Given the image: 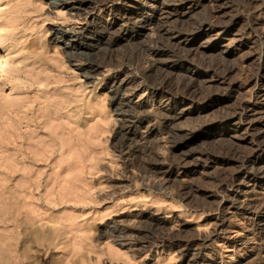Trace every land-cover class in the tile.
Masks as SVG:
<instances>
[{
  "label": "rangeland",
  "instance_id": "374dc122",
  "mask_svg": "<svg viewBox=\"0 0 264 264\" xmlns=\"http://www.w3.org/2000/svg\"><path fill=\"white\" fill-rule=\"evenodd\" d=\"M127 1L126 6H116L115 9L134 12L136 1ZM164 1L163 7H166L172 0ZM216 1L199 0L189 10L190 12H186L182 17L186 26H191L190 28L197 26L207 19L209 12L220 8L224 12L225 17L222 18L225 22L236 18V11L231 3L235 0H224L225 4L223 6L218 4L219 7ZM64 5L72 6V8H65ZM99 6L92 4L91 0H0V32L3 33L5 40L2 47L9 49L8 63L12 68L19 70L18 78H20V80L14 79L11 76L15 74L11 70L3 69L0 53V207L3 208L0 211V264L5 262L6 264H181V259L176 252L168 251L169 249L160 245L151 244L153 248L150 247L144 253L138 254L136 250L129 248V245L134 243L143 246L152 243L155 235L148 231H143L140 234L141 237L136 235L138 238L135 236L134 240L113 239L111 230L115 223L127 221L128 218L139 213L144 219L149 218L166 224L175 223L173 225L175 228H171L172 226L170 228L176 232L181 230L183 237L209 235L214 230L211 216L206 212L194 210L183 197H178L175 190L181 185H195L197 194L201 198L205 196L204 198L211 200L214 194L205 184V180L216 177V174L221 172L225 176L231 173V170L221 169L214 162L206 161L205 163L203 160L199 162L197 170L189 168L187 170L189 172L186 173L172 168L169 171V177L171 181L176 182L177 186L170 187L172 190L168 189V192H164L156 185L146 186L141 182L136 169L137 162L134 167H125L124 159L120 158L118 139L121 134L127 133L125 120L131 113L119 114L116 111L117 100L113 98L108 88L114 82L117 85L120 81L129 80L131 77L138 78L139 75L132 69L105 67L97 63L110 54L114 56V60L117 56L124 54L132 56L131 53L137 45L146 41L149 31L147 29L137 31L124 25L123 21L107 17L102 12L107 8V3L102 8ZM142 18L146 22L151 21L156 27L164 22L163 18L159 16L155 18L147 12L142 15ZM256 18L252 19V21L255 19V23L264 21L262 17ZM120 26L127 31L119 34ZM93 29L96 30L92 31ZM68 30L75 33L76 37L72 39L61 34ZM134 33L138 36L131 42L128 37ZM213 36L211 34L198 43L199 51L227 56L228 64L237 68V73L229 77L224 84L216 79L209 80L196 76L198 81L205 79L206 81H203L205 86L208 85L215 92H222L223 88L238 83L240 70L254 71L261 60L264 63V58H257L259 57L258 46L251 41V38L237 39L229 44V39H233V35L225 34V38ZM213 41L216 46L212 45ZM241 41L248 44L243 46L244 42ZM247 58L251 60L247 65H242V61ZM160 59V64H169L172 61L171 55ZM91 67H94V71L90 69ZM237 87L239 91L246 93L245 90ZM255 90L258 91V89ZM259 91L264 92V89ZM130 106L135 107V101H131ZM160 106L161 109L167 110L163 104ZM249 106L257 111H264L263 104L250 102ZM136 108L139 111L144 110L140 104H137ZM187 110L189 109L185 111ZM144 111L147 112V110ZM172 113L179 114L178 111ZM199 117L198 112L191 109L174 123L172 140L176 145L173 147L184 148V152L197 151L201 148L204 138L181 135L182 132L188 134L195 130L203 122L201 118L203 116ZM24 119L28 120L27 123ZM134 127H137L135 128L137 131L140 130L138 124H134ZM16 128L22 136L17 144L14 143V138H17L18 134ZM12 130L15 132L12 133ZM27 130L29 134L25 132ZM30 131L34 137L38 136L36 131L40 133L39 136H42L41 141L34 138L38 142L32 139L31 143H41L43 139V143H46L45 148L41 145L43 149L41 155L44 156L40 157L44 158L43 162L41 159L39 163L26 162L29 164V166L25 165V169L29 170L30 184L26 183L25 193L27 196L30 195L21 197L23 200L26 199L25 201L21 198L18 200L22 206H26L20 205L22 209L19 206L18 209L27 211V216L32 217L33 221L27 219L31 220L30 223L26 221L27 225L31 224V226L29 225L30 230L27 229L25 232V224H23L25 220L23 217V219L18 218L23 225H20L18 221L20 226L16 229L20 232L16 233L13 229L9 231L11 232L9 234L8 230L12 226L7 222L9 213L4 211L9 212L7 210L9 209L7 203L10 201L9 192L11 195V191L16 187L19 189L18 186L21 183L19 181L18 185L17 180L13 181L20 178L19 174L13 180L10 177L9 159L13 151H9L21 145L20 142L26 143L27 138L33 137ZM24 134L29 137L23 136ZM205 139L216 143H214L215 146L212 144L208 146L212 149L230 144H234V147L239 146L243 151L245 149L242 148L250 147L248 141L244 143L230 129L211 134ZM9 143L11 146L8 145ZM48 144L53 145L52 149ZM31 155L32 158L35 157L34 154ZM191 162L198 161L193 159ZM30 166L33 169L29 168ZM255 166L263 168L264 158L257 161ZM30 169L35 170L30 171ZM38 180L40 182L36 185ZM242 190L240 182L232 190L233 197L237 198L239 203L246 204L255 200L264 205V188L258 186L247 195H244ZM232 213V210L227 211L228 219L223 231L212 238L208 247L214 252L218 251V255L230 256L225 264H264V252L259 250L256 244L262 241V236L264 239L263 233L257 234L248 242V246L256 247L255 251L230 252L220 247L223 242L234 238L243 240L248 227L257 223L259 229L264 230V212L256 220L257 222L252 221L250 213L244 216H235ZM3 216H6L7 221ZM32 226L34 229L31 230ZM23 231L27 235L23 236ZM14 233L17 234L18 239L14 237ZM47 234L50 236L48 237ZM210 263L208 259H203V264Z\"/></svg>",
  "mask_w": 264,
  "mask_h": 264
},
{
  "label": "bare ground",
  "instance_id": "6f19581e",
  "mask_svg": "<svg viewBox=\"0 0 264 264\" xmlns=\"http://www.w3.org/2000/svg\"><path fill=\"white\" fill-rule=\"evenodd\" d=\"M91 1L92 4H98L101 8L107 3V8L102 10L107 17L123 21L125 22L124 25L130 26L134 30L136 29L137 31H142L147 29V31H149L146 41L144 40V42L137 45L134 52L131 53L132 56L124 54L120 57L117 56L116 60H114V56H111L112 54H110L97 63L105 67L114 66L121 68L124 67L130 70L132 69L139 75L138 78L131 77L129 80L120 81L117 85L116 82H114L115 84L112 83V86L108 88V91H110L113 95V98L117 100L116 111L119 114H123L124 112L131 113L127 119L125 118V122L127 123L126 127L128 128L127 133H123L121 135L119 134L120 136L118 139L119 155L120 158L124 159L125 167H134L137 162L138 166H136V169L139 172L141 182L146 186L153 187V185H156L159 190L164 192L171 189L170 187L173 188V186H177L176 182L173 180L171 181L169 177V171L172 170V168L183 170V173H186L189 172L187 171L189 168L197 170L200 164L199 162L203 160L205 163H207L206 161L214 162V164L218 165L221 169L231 170V173L225 176L222 174L223 172H221L219 174L217 173L216 177H209L205 180V184L213 191L214 194L211 200H207L204 198L205 196L201 198V196L197 194V188L194 187V184V186L187 184L181 186L179 185L180 188H177L176 190L174 189L178 197H183L187 203L191 204L194 210L203 211V213L206 212L211 216L214 228L211 234L183 237L181 230L176 232L171 229L175 228L173 226L175 223L166 224L149 218L144 219L139 213L131 216V218H128V222L123 220L116 222L115 226H113V229L111 230L113 239L122 238L134 240L136 235L140 236L143 231H148L155 235L154 238L152 237V243L143 246L138 244L136 245L134 241V244L129 245V248L136 250V254L142 252L144 253V251L149 250L152 245H160L161 247L167 248V250L169 249L168 251L173 250L176 252L181 259V264H203V259L205 258L211 262L210 264H225V262H227L226 260L230 259V256L227 257V255H218V251L214 252V250H211L208 246L210 241H212V238H214L218 232L223 231V227H225L228 219L226 214L227 211L232 210V214L235 216H244L245 214L250 213L253 219L252 221L254 222L258 220L262 212H264V205L260 204L258 201L254 200L246 204L239 203L238 199L232 195L233 188L239 182L243 187L242 192L244 195L252 192L258 186L264 188V167L258 168L255 166L257 161L264 158V111L260 112L249 106L250 102L264 105V92L259 91L264 89V63L263 60H261V62L259 61V59L264 58V21L261 23H255V19L253 20L254 22L252 21L254 17L264 18V0H235L236 2H231L234 10L236 11L235 19L229 21L226 20L225 22L222 18L224 16V12L220 8L219 10L216 9L217 11L209 12L208 16H206L207 19L204 22L199 23L197 26L195 25V27L192 25L193 28H190L191 26H186L182 17H184L186 12L191 10L199 0H172L170 5L166 7H163L165 2L164 0H134L136 1V8L134 7L136 10L132 13H130L129 10L117 11L115 9L116 6H126L128 2L127 0ZM216 2V5L220 4L223 6V4H225L223 3L224 0H217ZM220 5H218V7ZM65 8L70 9L72 6H65ZM146 12L148 15L154 16L155 18L158 16L163 18L164 22L157 27L153 25L151 21L146 22L142 18V15ZM95 30L96 29H93L92 31ZM126 31V28L120 26L118 33L120 34ZM61 34L72 39L76 37L75 33L69 30L63 31ZM211 34L214 35L213 37L220 36L222 38L226 37L225 34L233 35V39L228 38L230 41L229 44L234 43L237 39L245 37L251 38V41L258 46L257 51L259 57L257 58H259L258 61L260 62L258 68L256 67V70L254 69V71H238V74L241 73L239 75L238 83L231 85V87L225 89L223 88L222 92H215L208 85L205 86V82H203L205 79H202L203 81H201V79L198 81L196 77L199 75L203 78H208L209 80L216 79L219 83L224 84L225 81L237 71L235 66L228 64L229 59L227 60V56L206 54L199 51L198 43ZM137 36L138 35L134 33L132 36L128 37V40H131V42L135 41ZM241 42H244L243 46L248 44L245 41ZM4 43V35L0 32V53L3 61V64L1 65L4 66L3 69L5 71L11 70L15 74L11 77L16 80H20V78H18L19 70L12 68V66L8 63L9 49L2 47ZM212 45L216 46V43L213 41ZM168 55H171V63L160 64V58ZM250 60L251 58L245 59L242 61V65H247ZM90 69L94 71V67H91ZM237 86L245 90L246 93L239 91ZM255 89H258V91ZM131 101H135V107L130 106ZM137 104H140L144 110H147V112L144 110V112L139 111L136 108ZM160 104H163L167 110L161 109ZM124 108H126V110H124ZM186 109H194L198 112L200 117L203 116L201 117L203 118V122L201 121L202 123H200L195 130L189 132L188 134L185 132H182L181 134L184 137L191 135L193 137L198 136L204 138L202 142L203 145L200 149H197V151L191 150L184 152V148L173 147L176 145L172 140L173 125L175 122L180 120L181 115H184L187 111H189H185ZM174 111H178L179 114L176 115L177 112L176 114H173L172 112ZM27 121L28 120H26V123ZM134 124H138L141 131H137L135 129L137 127L133 128ZM44 126L46 125L44 124ZM229 129L234 132L236 137H240L241 141L244 143L248 141L250 147L242 148L245 149V151L241 150L239 146L234 147V144L225 145V147H221L219 145L221 148L217 147V149L209 148V145L211 144L215 146V142H209L205 139V137H209V135L211 136V134H216L219 131H229ZM17 130L18 129L16 128V132H18ZM37 131L39 130L37 129ZM37 131L35 132L38 135L37 137H34L30 131V135L33 137L27 138L26 143L20 142L21 145L15 146V149L12 147V150L9 149V152L13 151L11 152V158L9 159L11 164H9L10 166L8 169V171H10V177H12L13 180L14 178H17L16 176L19 174L21 179H14L13 181L17 180L18 185L20 183L19 181H21V183L19 185L20 187L18 186L19 189H17V187L15 188V186H13L15 190L11 191L10 189L11 195L9 192L8 196L10 201L9 203L5 202V204H9V206L4 205L9 207V209H7L9 212L4 211L5 213H9V221L6 220V216L3 217H5V220L12 226L10 229L8 227V233L13 229L17 233L18 229L16 228L22 225L19 219L24 218L25 220V222H23V224H25V232L29 229L28 226H31V224L27 225L26 221H31L32 217L30 216L31 218H29L27 216V211H21L22 205L18 200H20L19 198L21 197H29L30 195L28 194L27 196L25 193V186H27L26 183L29 181V170H27V168L25 169L27 166L26 164L29 162L34 163V161L39 163L41 157L44 156L41 155L43 151L41 145L45 148L44 144L46 143H43L44 139L41 143H37V139L40 140V137H42L39 136L40 133ZM14 132L15 131L12 130V133ZM25 132L28 133V130ZM19 134V132L17 135L15 134L17 138L13 137L14 143L16 142V144L22 137L21 134ZM25 134L23 136H26ZM32 139L37 142L31 143ZM46 139L48 138L46 137ZM50 142L52 143V141ZM8 145L11 146L10 143ZM54 145H56V143ZM48 146L50 145L48 144ZM51 147H53V145H51L50 148ZM46 152L48 151L46 150ZM31 154H34L35 157L32 158ZM42 159L41 162H43ZM141 159L142 161L144 159V162H142ZM193 159L198 162H191ZM30 165L32 166V164ZM31 166L29 168L33 169ZM32 169H30V171L35 170ZM37 170L38 168L35 170L36 173ZM36 173L34 177L36 176ZM30 177L32 178V176ZM258 177L262 179H257ZM31 182L33 183V181ZM39 182L40 181L38 180L35 184L37 185ZM28 187L31 188L32 186ZM22 198L21 200H23ZM18 206L21 208L20 210L18 209ZM0 208L1 211L3 208ZM30 211L32 212V210ZM18 223L20 224L19 226ZM32 228L33 226L31 227V230ZM259 228L258 223L257 225H252L248 227V232L243 240L234 238L232 240H228L227 242H223L220 247L226 248L227 250H230V252H241L242 250L250 252L255 251L254 249H256V247L248 246V242L251 238L257 236V234L262 235L263 233L264 235V230ZM38 229L35 228V230ZM25 232L23 231V236L27 235ZM40 232H42V230ZM40 232L37 231V234L39 233L38 235H40ZM9 234H11V232ZM13 235H15V233ZM16 235L14 237H16ZM49 236L50 235H48V237ZM10 241H12L11 238ZM130 242L132 243V241ZM260 243L257 242L256 244H258L259 250L264 252L263 236ZM6 250L8 251V249ZM4 264H6V262Z\"/></svg>",
  "mask_w": 264,
  "mask_h": 264
}]
</instances>
